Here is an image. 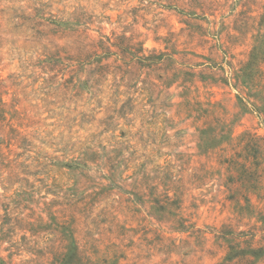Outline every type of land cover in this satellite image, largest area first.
<instances>
[{"label":"rangeland","instance_id":"374dc122","mask_svg":"<svg viewBox=\"0 0 264 264\" xmlns=\"http://www.w3.org/2000/svg\"><path fill=\"white\" fill-rule=\"evenodd\" d=\"M0 262L264 264V0H0Z\"/></svg>","mask_w":264,"mask_h":264},{"label":"trees","instance_id":"16d2710c","mask_svg":"<svg viewBox=\"0 0 264 264\" xmlns=\"http://www.w3.org/2000/svg\"><path fill=\"white\" fill-rule=\"evenodd\" d=\"M257 48H253V52L251 53V58H254L255 54H256ZM0 264H4L3 262H0Z\"/></svg>","mask_w":264,"mask_h":264}]
</instances>
